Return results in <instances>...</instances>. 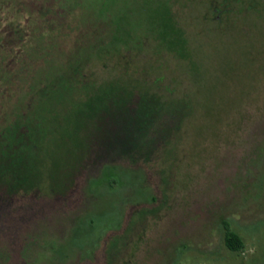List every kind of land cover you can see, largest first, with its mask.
I'll use <instances>...</instances> for the list:
<instances>
[{
  "label": "rangeland",
  "instance_id": "1",
  "mask_svg": "<svg viewBox=\"0 0 264 264\" xmlns=\"http://www.w3.org/2000/svg\"><path fill=\"white\" fill-rule=\"evenodd\" d=\"M126 79L164 110L86 107ZM0 264H264V0L2 9Z\"/></svg>",
  "mask_w": 264,
  "mask_h": 264
},
{
  "label": "trees",
  "instance_id": "2",
  "mask_svg": "<svg viewBox=\"0 0 264 264\" xmlns=\"http://www.w3.org/2000/svg\"><path fill=\"white\" fill-rule=\"evenodd\" d=\"M12 1L14 0H0V15L2 9H4L6 6L9 7ZM157 21L158 24L161 25L162 31L165 32L166 38L169 36L172 43H174L178 47L186 45L187 38L183 30H181L177 26L174 14L169 8L158 12ZM73 75H75V73ZM72 81L73 80H71L70 82ZM140 83L141 82L137 80L126 79L125 83L123 84L113 83L111 86H104V88H101V90L96 93L95 99L86 102V107L91 108L93 104H96V110L100 112L108 111L111 108V105H115L119 109H127L129 104H133L134 99H138L136 103L140 104L139 112L141 114H153L163 111L164 108L162 107V104H157V102H159L157 97L161 94L157 92H151V88L149 86L145 85V83L143 85H141ZM150 97L156 98L155 104H149L150 101H147V99ZM110 99H113L114 102ZM13 159L16 158L14 157ZM17 165L18 163H14L12 166H10L9 164L6 168H4V171L7 172V176L12 177L10 186H15L20 183V180L18 181V183L16 181L13 182L15 178L18 179V177H22L23 179H25L26 177H28V173L24 170L23 167H21L20 169L19 167H13ZM225 241L228 247L233 250H239L245 245L243 237L237 231L233 230L228 223H226Z\"/></svg>",
  "mask_w": 264,
  "mask_h": 264
}]
</instances>
